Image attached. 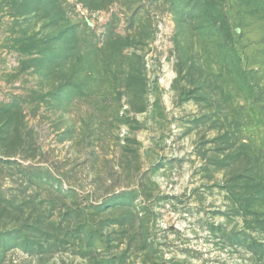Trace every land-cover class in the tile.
Returning <instances> with one entry per match:
<instances>
[{"label":"rangeland","instance_id":"1","mask_svg":"<svg viewBox=\"0 0 264 264\" xmlns=\"http://www.w3.org/2000/svg\"><path fill=\"white\" fill-rule=\"evenodd\" d=\"M0 264H264V0H0Z\"/></svg>","mask_w":264,"mask_h":264}]
</instances>
